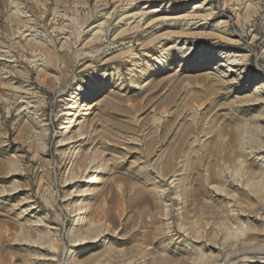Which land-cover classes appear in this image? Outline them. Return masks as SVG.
Wrapping results in <instances>:
<instances>
[{
    "label": "rangeland",
    "instance_id": "1",
    "mask_svg": "<svg viewBox=\"0 0 264 264\" xmlns=\"http://www.w3.org/2000/svg\"><path fill=\"white\" fill-rule=\"evenodd\" d=\"M126 1L0 0V264H258L264 0Z\"/></svg>",
    "mask_w": 264,
    "mask_h": 264
},
{
    "label": "bare ground",
    "instance_id": "2",
    "mask_svg": "<svg viewBox=\"0 0 264 264\" xmlns=\"http://www.w3.org/2000/svg\"><path fill=\"white\" fill-rule=\"evenodd\" d=\"M126 1V0H125ZM142 0H130L128 4V7L126 8V11H125V15L124 17H122L121 19V22H119L120 24L123 23V24H126L128 27H131L132 24L134 23H137V19H139V21H143L144 18H148L149 15H151L153 12H156V11H159L156 10L157 8H159V3H157L155 0H149V2L151 3H148L146 6H144V8H142L143 10L140 12V13H136V14H128V12H130V8H134L136 6H138V3H140ZM127 2V1H126ZM208 6V3L205 1L203 3H196L193 5L192 7V11L191 12H187L185 15H182L180 16V19H183L185 20L186 22V28L187 29H190L191 27L195 26L196 23L198 22V20H201V21H204V24H207L208 21H210V17H212L211 15L212 14H207V15H201L202 12L204 11H209V7ZM153 8H156V9H153ZM146 10H149V11H146ZM124 12V11H123ZM110 16V15H109ZM108 16V18H109ZM171 18V17H170ZM126 21H130V22H126ZM196 22V23H195ZM138 26L140 25V23L138 22L137 23ZM135 24V25H137ZM220 24L216 25V28L217 26H219ZM222 25V24H221ZM104 26V25H103ZM137 27V26H136ZM99 28V27H98ZM136 29V28H135ZM133 30V29H132ZM127 31V30H126ZM98 33V32H97ZM96 33V34H97ZM98 37V36H97ZM179 43V42H177ZM176 47V46H175ZM181 51L185 49V47H181L179 48ZM231 56V55H230ZM234 56V55H233ZM234 58V57H233ZM241 59H243L242 57L240 56H235L234 58V62H240ZM235 64V63H234ZM233 64V65H234ZM241 66V65H240ZM89 95V91H86L85 93V96H88ZM84 97L83 96H80L79 94H76L74 97H73V100H71V104L65 108L66 111L64 112L65 115L67 116H72L73 115V109L76 108V104H78V101L80 100H83ZM86 101V100H85ZM100 234V233H99ZM100 236H94L91 238V240H89V242H98L100 241L99 239ZM85 239V238H84ZM79 241V240H78ZM80 242V241H79ZM86 242V241H85ZM83 242V243H85ZM78 245V244H77ZM233 246V245H232ZM212 247V246H211ZM217 247V246H216ZM214 249H215V246H214ZM217 249V248H216ZM252 249V248H251ZM246 255V254H245ZM247 255H249V259H254V262L255 263H258V264H263L264 263V252L263 251H249L247 253ZM162 256V255H161ZM241 256V255H240ZM201 257V256H200ZM248 257V256H247ZM233 258V256H232ZM241 258V257H240ZM161 259V258H160ZM170 259V258H169ZM167 260V258H166ZM188 260V259H187ZM188 262V261H187ZM185 260H181L177 263L175 262H172V259L171 261H165V260H162L160 263H156V264H188ZM190 262V261H189ZM197 262V261H196ZM154 263V262H153ZM152 263V264H153ZM154 263V264H155ZM195 263V262H194ZM213 264V263H212Z\"/></svg>",
    "mask_w": 264,
    "mask_h": 264
}]
</instances>
